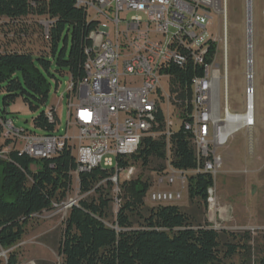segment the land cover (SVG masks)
<instances>
[{"label": "built area", "instance_id": "obj_1", "mask_svg": "<svg viewBox=\"0 0 264 264\" xmlns=\"http://www.w3.org/2000/svg\"><path fill=\"white\" fill-rule=\"evenodd\" d=\"M77 6L94 14L92 21L99 28L91 34L85 78L69 89L66 134L37 135L7 119L1 122L4 138L15 148H25V155L33 159L51 158L69 146L77 176L97 167L116 169L117 157L138 154L145 138L164 139L167 161L158 184L170 188L178 183L180 191L157 190L150 195L151 201L179 203L183 191H188L189 176L208 174L214 181L208 190V215L217 225L225 214L214 189L223 165L218 152L240 130L231 129V122L240 115L229 109L228 0H77ZM215 17L222 21L219 41L208 32ZM187 67L194 76L190 90H181L172 70ZM249 70L246 114L254 110L255 101ZM211 78H219V85H211ZM46 114L50 123H56L54 109ZM182 125L192 134L197 159V168L190 172L173 169L169 159L170 138ZM254 126V118L243 122L250 134ZM70 129L77 136H70ZM133 168L117 173L112 181L116 183L122 174L132 175ZM76 204L63 203L62 208Z\"/></svg>", "mask_w": 264, "mask_h": 264}, {"label": "trees", "instance_id": "obj_2", "mask_svg": "<svg viewBox=\"0 0 264 264\" xmlns=\"http://www.w3.org/2000/svg\"><path fill=\"white\" fill-rule=\"evenodd\" d=\"M31 16L50 21L48 32L45 30L48 51L39 55L20 51L0 54V101L4 108L0 109V153H6V161L0 160L4 174L0 188V250L5 251L23 240L34 216L66 201L78 168L69 146L51 158L20 155L12 141L4 138L1 122L8 119L6 108L22 98L32 112L39 111L46 104L51 81L57 87L59 77L65 73L76 88L85 78L87 51L93 46L91 34L99 28L96 21L88 20L87 10L78 7L77 0H0V19L18 21ZM172 73L181 90H190L192 68H174ZM187 112L191 113L190 103ZM162 120L160 117L159 122ZM33 126L44 135L57 132L56 123H50L44 111L33 119ZM169 159L175 170L190 172L197 168L192 134L185 125L172 133ZM153 160L158 163L155 172L164 173V139L145 138L138 154L117 157L116 169L97 167L78 174V191L87 198L72 206L64 221L59 249L63 264H222L223 259L237 253V246L227 244L222 254V233L208 223L195 224L175 204L157 205L144 214L142 197L150 187L148 181L145 185L133 183L132 199L118 198L119 210L109 225L108 212L114 201L111 191L115 186L112 179L134 165L147 169ZM128 184L123 182L121 188ZM213 184L208 174L190 176L189 202L206 208ZM7 264H19V255L11 253Z\"/></svg>", "mask_w": 264, "mask_h": 264}, {"label": "rangeland", "instance_id": "obj_3", "mask_svg": "<svg viewBox=\"0 0 264 264\" xmlns=\"http://www.w3.org/2000/svg\"><path fill=\"white\" fill-rule=\"evenodd\" d=\"M247 1L228 0L229 109L232 114L245 115V91L248 86L246 75L248 68L251 69L252 87L255 90V126L251 134L243 127L232 126L231 129L240 130L229 137L227 144L218 152L223 165L214 189L219 207L225 209L223 220L217 225L211 223L207 206L204 208L202 205L191 204L187 189L183 191L182 201L175 204L187 213L195 224L208 223L222 233V254L226 252L227 244L237 246V253L230 259H223L222 264H264V0H251V12ZM248 14L251 19L250 49L247 44ZM93 19L94 14H88V20ZM49 22L48 19L32 16L18 21L0 19V54L6 51H20L39 55L48 51L45 30ZM208 32L218 41L222 37V21L218 17H215L208 26ZM59 79L57 87L55 82L51 81L46 104L40 106L39 111L32 112L20 98L6 108L7 118L13 120L15 126L20 129L42 135L40 130L34 128L33 119L41 111L47 113L50 109H54L57 136H64L69 122L68 94L71 77L65 73ZM0 109H4L2 101H0ZM177 128L179 125L176 126ZM77 134L76 130H69L70 136L75 137ZM0 160L6 161V157L0 155ZM157 164L156 160H153L147 169L134 165L132 175L122 174L114 183L115 186L111 191L114 201L108 212L109 225L114 222L119 210L118 198L134 197V182L139 181L145 185L148 181L150 184L142 197L145 203L144 214L151 207L157 206L150 199L153 192L167 189L180 191L178 183L170 188L159 186L158 178L161 174L154 170ZM35 170L33 167V171ZM3 176V165L0 164V188ZM77 180V175H73L72 191L63 203H78L87 198L78 192ZM123 182L129 183L125 189L121 188ZM101 186L107 193L110 192L105 184ZM63 203L55 204L49 212L34 216L23 240L9 251L0 250V264H7L11 253L19 255V264H63L59 254L60 242L64 221L71 209L62 208ZM231 234L236 238L233 239Z\"/></svg>", "mask_w": 264, "mask_h": 264}, {"label": "bare ground", "instance_id": "obj_4", "mask_svg": "<svg viewBox=\"0 0 264 264\" xmlns=\"http://www.w3.org/2000/svg\"><path fill=\"white\" fill-rule=\"evenodd\" d=\"M250 12H251V5H250ZM251 15V14H250ZM251 31V30H250ZM249 31V34H250ZM252 47V41H251V45L249 47V49ZM250 74L251 77L253 76V74L251 73V69H250ZM253 82V81H252ZM252 82L250 83V87H252ZM211 85H219V78H211ZM251 108H252V103H251ZM254 118V110L252 108V111H250L249 114H246L243 116H240V118H234L233 122H231V127L234 126H240L243 127V122H249L250 120H252ZM19 148L16 149V151L20 154L23 155L25 154V148H21L20 150H18Z\"/></svg>", "mask_w": 264, "mask_h": 264}, {"label": "water", "instance_id": "obj_5", "mask_svg": "<svg viewBox=\"0 0 264 264\" xmlns=\"http://www.w3.org/2000/svg\"><path fill=\"white\" fill-rule=\"evenodd\" d=\"M247 5H248V9H249V7L251 5V0L247 1ZM247 27H248V32H249L251 30V19L249 18V14H248V20H247ZM247 44H248V49H249V47L251 45V37H250L249 33H248V43Z\"/></svg>", "mask_w": 264, "mask_h": 264}]
</instances>
